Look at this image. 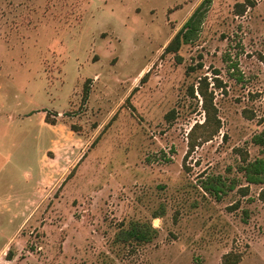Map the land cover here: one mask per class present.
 <instances>
[{
	"label": "rangeland",
	"instance_id": "obj_1",
	"mask_svg": "<svg viewBox=\"0 0 264 264\" xmlns=\"http://www.w3.org/2000/svg\"><path fill=\"white\" fill-rule=\"evenodd\" d=\"M201 1L0 0V264H264V184L240 170L264 158V0L204 3L165 51ZM132 222L157 231L118 238Z\"/></svg>",
	"mask_w": 264,
	"mask_h": 264
},
{
	"label": "trees",
	"instance_id": "obj_2",
	"mask_svg": "<svg viewBox=\"0 0 264 264\" xmlns=\"http://www.w3.org/2000/svg\"><path fill=\"white\" fill-rule=\"evenodd\" d=\"M209 1L210 0L201 1V3L195 8L192 14L188 17V19L183 23L180 29L175 33L173 38L166 45L165 51L175 52L180 47L181 43L188 41L189 33L192 31L193 28H195V26H197V23L199 22V18L202 15L201 13L202 5ZM246 1H247L246 4L245 2L238 4L240 7L243 8V10L245 5L253 4V2L250 0H246ZM260 60L264 64V55L261 56ZM215 74H218V72H215ZM214 81H215L214 85L216 87L221 86V82L218 77H215ZM196 89H197V93L201 97L202 107L205 113V120L201 124L196 123L189 132V135L190 136L192 135L195 126L200 125L202 127H205L210 123H213V129L210 130L207 136L202 138L203 141H206L218 132L221 126V122L220 119L217 117V108L213 104L214 93L212 90L209 91V82L206 76L199 78L198 86ZM194 91H195L194 87L192 86L190 88V93L193 96H195ZM174 114L175 112L174 110H172L171 112L167 113V117L174 118ZM45 120L52 124L54 123L53 120H48V117H46ZM253 139L256 143L264 145V137L261 134L254 136ZM188 143H189V149L186 155L194 147V143L192 141H189ZM241 160L244 163L241 165L240 170L243 171L245 180L248 183L264 184V158L248 160L247 153L244 152V154H242ZM224 185H225L224 182L220 179L219 176L216 177L208 176L207 178L201 181L202 189H204V191L210 194L215 195L216 197H219L221 193L224 192ZM246 190L247 188L244 189V191ZM258 197L264 204V187L260 189L258 193ZM156 231H157L156 228L152 227L151 224L132 222V224H130V227L128 229L121 231L122 234L118 235V238L122 237L123 239H133L139 242H148L152 239ZM238 261H239L238 254L232 252L224 254L222 258V264H237Z\"/></svg>",
	"mask_w": 264,
	"mask_h": 264
},
{
	"label": "crops",
	"instance_id": "obj_3",
	"mask_svg": "<svg viewBox=\"0 0 264 264\" xmlns=\"http://www.w3.org/2000/svg\"><path fill=\"white\" fill-rule=\"evenodd\" d=\"M37 178H45V172H44V168L41 166V172L37 175ZM3 179H7V178H2L1 181Z\"/></svg>",
	"mask_w": 264,
	"mask_h": 264
}]
</instances>
